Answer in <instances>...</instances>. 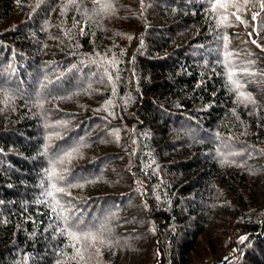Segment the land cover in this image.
<instances>
[{
	"label": "trees",
	"instance_id": "1",
	"mask_svg": "<svg viewBox=\"0 0 264 264\" xmlns=\"http://www.w3.org/2000/svg\"><path fill=\"white\" fill-rule=\"evenodd\" d=\"M259 3L0 0V264H264Z\"/></svg>",
	"mask_w": 264,
	"mask_h": 264
},
{
	"label": "snow or ice",
	"instance_id": "2",
	"mask_svg": "<svg viewBox=\"0 0 264 264\" xmlns=\"http://www.w3.org/2000/svg\"><path fill=\"white\" fill-rule=\"evenodd\" d=\"M233 7H236L237 8V12L236 13H233V15L235 16L236 20L240 21L241 23H247L246 21H244L241 16L238 14L239 11H240V8L241 7H246V5H241V6H237L235 4L232 5ZM219 7L221 9H224L226 11V6L225 5H219ZM102 8H105V9H111L112 8V5L110 3L108 4H105V5H102ZM217 8V5L216 4H213V9L215 10ZM259 8L261 9V11H264V0H260V3H259ZM260 15L259 12H256V13H253L252 15V19L253 20H256L257 17ZM227 17H225L226 19ZM249 35L251 36L252 33H249ZM223 40H224V53H223V56H224V60L223 62L225 63V67L227 69V75H228V80L231 84H233L235 86V88L239 91L241 88H242V84L239 82L238 79H236L235 77L237 76V72H236V65H234L230 59L231 57V53L228 51V37L225 35L223 37ZM252 43H256L255 40L252 41ZM257 47H261L260 45L257 44ZM240 95L241 96H244L246 99L248 100H252V97L250 94H245L243 92H240ZM69 156L71 155V153L68 154ZM55 187V186H53ZM56 191L57 192H63L64 189L62 188H56ZM49 196H52V193L49 192L48 193ZM56 204L57 206H59L61 208V217L62 219H64L66 222L68 220V217L66 216H63V206L60 205L59 203V200H56ZM54 212L56 211V208L54 207L52 209ZM74 227V225H68V228H67V231H68V235L75 241L77 242H87L89 244H93L99 240L101 243H103V239H101V236L98 232H93L91 229H89L88 231H84V232H81V231H77V230H72ZM245 238L244 237H241V240L243 241ZM75 247V245H73ZM77 255L80 256L81 259H83V255H82V252L80 249H77ZM228 258L225 257V260H227Z\"/></svg>",
	"mask_w": 264,
	"mask_h": 264
},
{
	"label": "water",
	"instance_id": "3",
	"mask_svg": "<svg viewBox=\"0 0 264 264\" xmlns=\"http://www.w3.org/2000/svg\"><path fill=\"white\" fill-rule=\"evenodd\" d=\"M236 251H237V245L234 246L231 252H229L228 254H225L224 256H222L221 258L217 260H214L211 264H225L229 259H231V257L236 253ZM225 257H227L228 259L225 260Z\"/></svg>",
	"mask_w": 264,
	"mask_h": 264
},
{
	"label": "rangeland",
	"instance_id": "4",
	"mask_svg": "<svg viewBox=\"0 0 264 264\" xmlns=\"http://www.w3.org/2000/svg\"><path fill=\"white\" fill-rule=\"evenodd\" d=\"M213 261H214V260H213ZM213 261H212V262H213Z\"/></svg>",
	"mask_w": 264,
	"mask_h": 264
}]
</instances>
